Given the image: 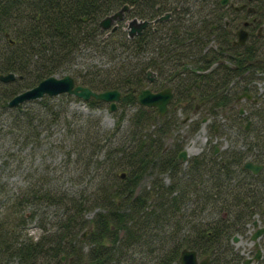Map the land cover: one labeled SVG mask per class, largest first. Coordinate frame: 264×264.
I'll return each mask as SVG.
<instances>
[{"label":"trees","instance_id":"trees-1","mask_svg":"<svg viewBox=\"0 0 264 264\" xmlns=\"http://www.w3.org/2000/svg\"><path fill=\"white\" fill-rule=\"evenodd\" d=\"M124 4L129 9L119 22L139 18L149 24L133 36L119 22L113 30L101 29L99 20ZM191 5L196 8L189 15ZM200 5L205 12L199 11ZM216 5V0H0V73L16 74L10 81L0 79V108L13 110L18 133L27 130L19 134L23 141L37 139L52 120L64 119L68 99L90 107L105 102L60 93L29 100L25 108L9 104L12 96L49 75L70 74L76 83L97 91L118 89L116 108L136 106L125 138L112 139L120 119L112 131L94 119L77 129L85 131V139L66 150L67 155L75 153L77 166L88 178L90 197L53 198L50 190L37 186L27 187L20 200H14L16 214L31 201L70 206H64L56 230L35 240L19 239V230L14 235L2 226L0 249L4 247L7 256L3 260L0 253V264L11 256L21 264H45L47 257L60 264L59 254L67 250L74 257L72 264H122L129 257L127 250L135 247L146 251L144 264H180L183 248L196 250L199 259L208 256V264H242L243 255L231 243L233 235L244 232L254 217L264 225V167L257 173L244 167L248 160L264 166V95L256 108V126L245 129L234 106L238 95L248 92L249 61L255 51L249 38L232 43L234 34L223 26V16L211 12ZM167 10L172 17L152 23ZM255 10L257 23L264 25V0H256ZM195 12L199 15L194 18ZM215 20L219 29H211ZM208 36L216 39L214 47L206 46ZM258 41L257 51L264 40ZM147 70L157 75L152 82ZM161 82L173 90L169 108L177 105L186 115L232 108L239 131L249 137L247 146L214 156L203 152L183 164L177 158L182 149L164 143L178 118L154 125L155 118L163 116L137 102L140 88H157ZM198 127L199 120H193L190 132ZM151 171L156 174L151 184L138 190ZM161 172L170 174L166 185L156 181ZM87 204L97 208L91 218L84 214ZM19 223L22 220L13 227L18 229ZM85 227L87 236L82 238ZM259 264H264V256Z\"/></svg>","mask_w":264,"mask_h":264},{"label":"rangeland","instance_id":"rangeland-1","mask_svg":"<svg viewBox=\"0 0 264 264\" xmlns=\"http://www.w3.org/2000/svg\"><path fill=\"white\" fill-rule=\"evenodd\" d=\"M192 8L194 9L196 6L193 5ZM193 17L195 18L196 16L194 15ZM122 19H118L116 23L118 24L119 20ZM128 19L124 20V22H119V24L122 23L124 25L122 26L124 30L129 28L128 24L133 18ZM136 19L141 20L139 18ZM241 23L242 18L238 22V26ZM236 28L234 27L233 31ZM256 29L257 26L252 29L254 33ZM206 40V46L214 47L216 45L217 41L213 36H208ZM248 41H251V36ZM162 83L156 87H161ZM263 85L264 79H260L257 86ZM148 86L153 90L157 89L153 85ZM257 90H259L258 87ZM24 104L27 105V101L22 102L23 108H25ZM56 108L59 107L56 106ZM65 108L66 114L64 119L61 118L58 121L52 120L49 129L43 128L40 137L37 139L31 138L28 142L23 141L19 135L21 132L26 133L27 130L22 128L21 132L18 133L14 128H20V126L17 125V122L13 118V110L0 108V230L4 226V230L5 228L12 230L14 235L19 230V239L31 238L35 240L41 235L56 230L59 219L64 215V206L66 204L70 206V203L66 202L65 205H60L57 201L52 202L48 199L46 201H31L28 205L27 203L22 205L18 214H16V212H13L12 207L14 200H16L15 202L20 200L21 196L27 192V187L37 186L42 190H50V196L53 198L62 194L72 195L73 197L70 195L68 197L74 198L75 201H79V199H83L87 195L90 197L92 188L88 189V178L83 175L81 167L77 166L75 153L71 152L67 155L66 150L71 149L76 142H81L85 139L87 136L85 135V131L82 129L83 131L79 130L80 132H78L77 129L80 128V125L89 124L94 119H98L102 129L109 131L114 129L120 119L119 130L112 136V139L119 140L125 138L126 132L130 129V117L136 106H120L111 110L108 102L90 107L83 101L68 99ZM240 108L243 111L241 114H239ZM234 109L235 113L237 112L238 115H241L240 121L245 126L251 110L250 101L246 97L237 98ZM174 112L176 113L174 114ZM233 112L234 110L227 106L223 108L219 107L218 111L213 114L191 111L186 115L184 111L177 108V105H172L162 119L155 118L158 121H155L154 125L164 119H174L177 117L178 119L175 121L173 127L165 134L164 143L166 148L178 145L179 149L185 150V154L189 158L207 151L213 153L215 146H217L216 155L227 148H245L247 146L249 137L247 138L246 134L239 131L238 126L235 124L236 119L233 117ZM203 117L206 118L205 121H202ZM196 119L199 120V127L195 132L191 133V122ZM203 126L205 127V132L201 130ZM155 175L154 171L145 175L138 184L137 189L148 188ZM156 181L166 185L170 182V174L166 172L158 173ZM88 202H90V199L87 200ZM86 206L85 217L91 218L97 208H93L91 204H87ZM21 215L23 216L21 217ZM21 220L23 223H19L18 229L13 227L15 223ZM7 230L6 233L8 232ZM252 230V226L247 225L244 232L235 233L238 240L232 241L231 239L234 249L238 250L243 255V258L252 256L255 251L253 242L250 240ZM87 231L86 227L83 228L80 231V237H86ZM258 240L260 246L261 244L263 245V236ZM3 252L4 247L0 249L4 260V256L7 255L5 252L3 254ZM127 254H129V257L122 264H144L146 262L145 258L148 256L142 247L129 248ZM5 261L7 264H21L19 259L12 256L8 260L5 259ZM43 261L48 264L51 262L47 258ZM60 264H70L68 256L65 255Z\"/></svg>","mask_w":264,"mask_h":264},{"label":"water","instance_id":"water-1","mask_svg":"<svg viewBox=\"0 0 264 264\" xmlns=\"http://www.w3.org/2000/svg\"><path fill=\"white\" fill-rule=\"evenodd\" d=\"M225 3L226 0H221ZM239 8V6H237ZM129 9L128 4H124L121 8L116 11L103 16L99 20V26L101 29H115L117 27L116 21L123 18V13L125 10ZM167 15V14H166ZM164 15V16H166ZM147 20H137L133 18L128 24L127 32L129 35L135 33H140L141 30L147 25ZM247 21L243 25H246ZM236 41L243 44L247 39V30L244 26L240 27L237 31ZM16 77L14 72L0 73V79L3 81H10ZM147 78L149 80L153 79V72L147 70ZM60 93H68L74 96L80 97L83 100H87L91 97L97 100H103L109 102L110 109H116V104L121 97V92L118 89H107V90H94L89 86L76 83L73 76L70 74H65L62 76L49 75L38 81L32 87L24 89L9 100L10 105H18L24 101L33 100L36 98H41L44 95L54 96ZM173 91L170 86H165L160 90L153 91L148 87H142L137 91V102L145 106H155L157 113L164 114L172 100ZM250 97L247 91L239 94L238 98ZM242 112V108H240ZM205 121V118L203 119ZM182 155V159H185V150L179 151V156ZM244 167L252 170L253 172H258L263 168V165L254 163L250 160L244 163ZM125 172L120 174V177H124ZM253 227L255 228L250 236V240L253 242V247L255 248V253L252 256H246L242 264H254L259 260L262 255V248L259 246L258 239L261 235H264V225L259 224L257 219L253 220ZM238 240L236 235H233L232 241ZM178 260L180 264H208L209 257L205 256L201 259L198 258L197 252L194 249L183 248L179 254Z\"/></svg>","mask_w":264,"mask_h":264},{"label":"flooded vegetation","instance_id":"flooded-vegetation-1","mask_svg":"<svg viewBox=\"0 0 264 264\" xmlns=\"http://www.w3.org/2000/svg\"><path fill=\"white\" fill-rule=\"evenodd\" d=\"M255 2H256V0H226L225 3H222L221 0H216V4H217L216 6L218 7V9L216 11L211 10L212 14H214V15L218 14V15L223 16V20H224L223 26L226 27L227 29H231V31L234 34L233 35L234 38L232 40L233 44H240L236 41V39H237L236 31L242 26H244L247 30V38H249L251 36V41H250L251 42V49L253 51H255L254 52L255 55L249 61L250 65H249L248 93H249L250 97H246V98L251 103V110L249 112V118L247 120V124L245 125V129H249L253 126H256L255 125L257 122L256 121V118H257L256 117V108L261 104V100L259 99L260 96L264 95V85L263 86H257V84L259 85V80L264 79V41L262 42V49H260L258 51L256 50L257 46H259L258 40H264V25L257 23L259 21V19L257 18V12L255 10ZM237 6H239V8H237ZM190 9L191 10L187 13L189 15H191L192 12H194L195 8L193 9L192 5H191ZM198 9L200 12L206 11V9L204 7H202L201 5L198 7ZM164 15H166V16H164ZM194 15L198 16L199 14L197 12H195ZM172 16H173V12H171V10H169V11L167 10V11L163 12V14L161 13L156 18H154L153 23H156L157 21L168 19L169 17H172ZM241 18H242V23L240 26H238V22L241 20ZM246 21H247V24L243 25L244 22H246ZM219 23H220L219 20H215L211 26V29H219V27H220ZM255 26H257V29H256V32L254 33L252 29ZM234 27H237L235 29V31H233ZM152 72H153V79L149 80L147 78V80L149 82H152L153 80H155L156 76H157L154 71H152ZM146 77H147V72H146ZM165 86H169V85H164L163 87H161L159 89H154V90L152 88H150L149 86H145V87H148L153 91H156V90H160V89L164 88ZM257 87L259 88V90H257ZM153 107H155V106H153ZM155 110H156V107H155ZM168 111H169V106H168L167 111L164 114L157 113V110H156V113H157V115L164 116ZM242 112H240V109H239V114H241ZM204 118H202V121ZM205 120H206V118H205ZM249 124H250V126H249ZM217 150H218V147L215 146L214 151L212 153L213 156L215 155ZM177 158L181 162L184 161L183 164H186V162L188 160V156L186 154H185V159H182V155L179 156V152L177 153ZM254 219H257L259 221L258 217H254ZM253 220L247 224V225L252 226V228H253L252 232L255 229L253 227ZM259 224H261L260 221H259ZM252 232L250 233V236H251ZM262 236L264 239V235H261L260 238ZM259 246H260V243H259ZM70 252H71L70 250H67L66 252L61 253L60 260L64 259L65 255H67L70 264H72L74 257H73V255L70 254ZM76 252H78V251L73 250V253H76ZM254 253H255V251H254ZM263 256H264V253H263V249H262L261 257L254 264H259V262L262 260Z\"/></svg>","mask_w":264,"mask_h":264},{"label":"bare ground","instance_id":"bare-ground-1","mask_svg":"<svg viewBox=\"0 0 264 264\" xmlns=\"http://www.w3.org/2000/svg\"><path fill=\"white\" fill-rule=\"evenodd\" d=\"M129 20V19H128ZM128 23V22H127ZM124 26V25H123ZM104 30H109L108 28H106V29H104ZM202 34V33H201ZM38 99V98H37ZM90 100H92V99H90ZM41 101V100H40ZM89 101V100H88ZM202 131H204L205 132V127L203 126L202 127V129H201ZM127 173V172H126ZM75 211V210H74ZM79 211V210H78ZM75 213V212H74ZM69 218V217H68ZM73 218V217H72ZM71 219V218H70ZM62 224V223H61ZM60 224V225H61ZM65 225H67V224H65ZM51 237V236H50ZM50 246V245H49ZM48 247V246H47ZM88 254V253H87ZM9 255H11V254H9ZM67 256V255H66ZM77 256V255H76ZM5 258V257H4ZM48 258V257H47ZM7 260H8V258H6ZM46 264V263H45ZM53 264V263H52Z\"/></svg>","mask_w":264,"mask_h":264}]
</instances>
